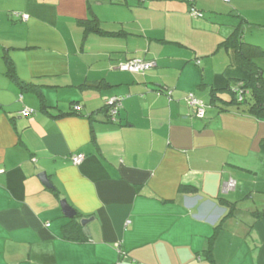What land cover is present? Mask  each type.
<instances>
[{
    "label": "crops",
    "instance_id": "obj_1",
    "mask_svg": "<svg viewBox=\"0 0 264 264\" xmlns=\"http://www.w3.org/2000/svg\"><path fill=\"white\" fill-rule=\"evenodd\" d=\"M90 11L115 33L85 34ZM240 21L264 48V0H0V264H264V116L231 103L250 72L221 45ZM6 53L47 110L6 75ZM131 57L156 65L117 68ZM117 94L112 123L104 104ZM51 188L90 218L86 241L63 237L73 218Z\"/></svg>",
    "mask_w": 264,
    "mask_h": 264
},
{
    "label": "trees",
    "instance_id": "obj_2",
    "mask_svg": "<svg viewBox=\"0 0 264 264\" xmlns=\"http://www.w3.org/2000/svg\"><path fill=\"white\" fill-rule=\"evenodd\" d=\"M225 1H229V0H225ZM192 8L196 9L198 12H200L202 14L201 17H193L192 16L193 18H205V14L202 12V10L198 9L195 5L190 6L189 13L191 12ZM22 14H24V13L13 12V15L16 17H19V18H22ZM190 15H191V13H190ZM23 20H25V19H23ZM242 22L243 21H240V23L237 26H235L233 32L228 37H226V39L221 44L226 49L235 50L237 53L238 62L241 65H243L245 68H247L250 72L249 81H247V82H244V81L240 82L239 81L241 84H239V82H237L238 84H236L235 87L231 88V92H232L231 93V95H232L231 103H233V104L235 103L237 106H244V105L248 106L250 112H253V114L255 116L262 117V116H264V77L262 74V71H264V70H262L257 65L255 59L257 57L264 56V48L261 47L260 45L247 42L243 39V36H244L243 24H244V22L243 23ZM78 23L83 27L85 34H89V33L114 34L115 33V32H108V31L103 30L100 26L98 17L92 11H90L89 16L84 17V18H80V20H78ZM3 57H4V62L6 64V75L8 77H10L20 87V89H22V91L37 92L38 97L40 99H42L41 100L42 108L47 110L48 106H47V104H45V100H44L45 96L38 89V85L31 83V82H26V81L20 79V77L17 73V70H16V65H15L13 59L10 57V55L8 53H6V54H4ZM130 59H140V60L145 61V62H151L152 66L150 68L144 70V71H126V70H122V71L129 72V73L146 74L147 72L152 70L156 65V62H154L153 60H149V59L142 58V57H131V58H128L126 60L120 61L117 64V68L119 69V64L121 62L130 60ZM119 70H121V69H119ZM167 95L170 97V99H172V90H168ZM114 96L116 98L122 97V106L117 109V112L115 114H113V109H114L115 103L109 104V99L114 97ZM240 96H241V99H240ZM126 97H127V95L117 94V95L109 96L108 98L105 99L104 110L108 114L109 120L112 123H119L120 115H121L122 110L124 108V101H125ZM20 98L22 99V95H20ZM25 108H30V107H24L23 110ZM205 108H207L206 103H205ZM30 109H32V108H30ZM81 109H82V106L79 103H75L72 105V112H70L68 114H81L80 113ZM32 110H33V112L35 111L34 109H32ZM205 111H206V109H205ZM112 118H115L116 120L113 121ZM184 187H190V186L182 185L181 189L182 190L187 189ZM51 190L54 192V194L58 198L61 199L63 197V196H61V194L59 193V190L57 188H51ZM218 199H219V202L221 204H224L225 206L233 207V205H234V203H232L229 200H226L225 198L220 197ZM76 212H77L76 216L73 219H70V221L64 225L63 237L65 239H69V240L86 241L87 237L83 233L82 225L79 221V218L83 217V214L78 210H76ZM220 228H221V224H218L215 228L216 229L215 233L213 234L212 237H210L208 239V245L205 248V250L203 251V253L207 257V259L211 260V261H213L212 259L214 256L215 239L217 237V232ZM116 248L118 249V252H120L121 254H124V251L122 250L120 244H117Z\"/></svg>",
    "mask_w": 264,
    "mask_h": 264
},
{
    "label": "built area",
    "instance_id": "obj_3",
    "mask_svg": "<svg viewBox=\"0 0 264 264\" xmlns=\"http://www.w3.org/2000/svg\"><path fill=\"white\" fill-rule=\"evenodd\" d=\"M190 13H191V16H193V17H201L202 16V14L194 8H192ZM22 18L25 20L28 19L29 14H27V13L22 14ZM151 66H152L151 62H145V61H142L140 59H130V60L121 62L119 64V69L126 70V71H144V70L150 68ZM240 99H241V96H240ZM186 101L189 104V106L195 108V115L198 118H204L205 117V109L206 108H205V102L202 99H200V98L196 97L194 94L190 93L186 97ZM113 103H115L114 109H113V114H115L117 112V109L122 106V97L116 98L114 96V97L110 98L109 104H113ZM32 112H33V110L30 108H25L22 111V113L24 115H30ZM112 119H113V121L116 120L115 118H112ZM70 158L74 164H80L85 159V154H83V153L71 154ZM234 185H235V182L233 180H231L229 182V187L233 188Z\"/></svg>",
    "mask_w": 264,
    "mask_h": 264
},
{
    "label": "water",
    "instance_id": "obj_4",
    "mask_svg": "<svg viewBox=\"0 0 264 264\" xmlns=\"http://www.w3.org/2000/svg\"><path fill=\"white\" fill-rule=\"evenodd\" d=\"M39 178L46 184V186L52 187L53 185L49 181L48 175L45 171H42L38 174ZM61 207L65 216L69 218H74L76 216L75 208L68 202L66 198L61 199ZM90 221V218H82L80 223L83 226L84 232L88 233L87 224Z\"/></svg>",
    "mask_w": 264,
    "mask_h": 264
},
{
    "label": "rangeland",
    "instance_id": "obj_5",
    "mask_svg": "<svg viewBox=\"0 0 264 264\" xmlns=\"http://www.w3.org/2000/svg\"><path fill=\"white\" fill-rule=\"evenodd\" d=\"M253 43V42H252Z\"/></svg>",
    "mask_w": 264,
    "mask_h": 264
}]
</instances>
